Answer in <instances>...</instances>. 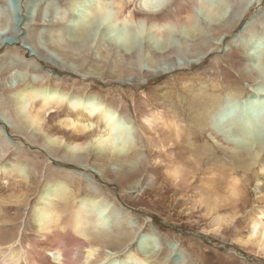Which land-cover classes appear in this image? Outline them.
Instances as JSON below:
<instances>
[{"label": "bare ground", "instance_id": "6f19581e", "mask_svg": "<svg viewBox=\"0 0 264 264\" xmlns=\"http://www.w3.org/2000/svg\"><path fill=\"white\" fill-rule=\"evenodd\" d=\"M86 1L90 0L73 1L61 12L60 23H65L57 26L55 48L69 59L71 51L96 41L95 45L103 52L98 71L105 70L109 77L135 86L147 83L149 78L194 67L213 50L209 36L220 38L239 26L251 3L248 1L240 7L236 1L239 5L234 3L228 14L203 20L192 9L202 5L200 0L96 1L88 8L90 23L98 21L111 5L120 27L143 28L151 37H165L160 46L153 38L140 37L141 34L137 35L140 40L130 39L120 46L106 39V34L93 31L94 22L78 23L67 31L73 8ZM15 4L11 0L0 1L3 26L0 46L7 44L5 38L14 40L17 34L20 22L15 19ZM185 4L188 9L184 10ZM39 21L35 17L34 26ZM168 30L178 38L165 36ZM255 33L254 28L247 31L251 38H256ZM30 37L33 41L31 32ZM241 43L240 52L245 54V59L239 60L242 61L239 69L246 86L228 87L221 96L203 91L188 106L193 112L192 125L204 130L210 138V144L202 146H195L188 136L185 139L180 124L175 122L170 126L161 113L149 111L141 114V130L137 129L135 141L118 144L117 128L120 121L128 119L127 108L104 101L96 92L78 93L72 89L78 77L91 80L98 76L78 72L72 63L44 52L34 43L30 59L13 49L19 54L18 61L13 58L5 70L13 71L10 78L18 82L23 73V80L4 87L6 97L0 95V176L12 179L13 184L6 189L10 196L16 197V205L24 202L26 207L30 198L36 197L23 218L19 215L12 218L13 202L5 208L0 199V264H195L186 253H174L176 249L166 240L158 239L149 227L131 224L118 213L120 209L111 205L107 194L76 172L86 167L91 156L101 170L116 167L114 181L120 187L125 186L135 179L131 173L134 168L147 172V163L141 155L144 141L149 145L155 143L159 156L169 157L166 164H161L172 188L191 192L182 198L187 211L206 220L212 233L221 234L234 228L233 240L239 251L264 259V191L261 189L264 135L255 141L246 137L247 131L260 133L261 129L251 116L264 110V93L260 88V84L264 85V52L260 62L253 63L248 52L249 40L244 38ZM78 59L71 60L77 63ZM215 61L220 62L219 58ZM42 63L71 74L73 79L45 72ZM218 86V82L211 83L212 89ZM231 112L237 116L242 113L241 121L248 122L242 124L233 116L223 123ZM146 134L151 139L154 135L156 140L147 138ZM251 183L258 196L247 210L246 188ZM0 191L5 192L3 188ZM95 206L109 211V222H101L91 211L90 207ZM240 218L245 224L243 230L238 227ZM28 220L30 233L24 234ZM234 254L239 260H246L241 253Z\"/></svg>", "mask_w": 264, "mask_h": 264}, {"label": "rangeland", "instance_id": "374dc122", "mask_svg": "<svg viewBox=\"0 0 264 264\" xmlns=\"http://www.w3.org/2000/svg\"><path fill=\"white\" fill-rule=\"evenodd\" d=\"M2 1L8 2V0ZM13 1L16 2L15 19L20 23L14 40H9V37L5 38L4 41H6L5 43L7 44L0 46V95L2 94L6 97V94L3 92L5 91L4 87L10 86V84L13 86L18 82L10 78V74L14 72L5 70L6 64L10 63L11 60L13 61V58H19L20 53L24 54L25 59H30L33 52L32 43H34L43 49L44 52L60 58L63 61L65 59L68 63H72L76 70L78 69V72L80 71L86 74L91 73L95 78L98 76V79L91 80L90 78L85 80L80 77H74L77 78L78 81L77 84L74 83L73 90L78 93H84L86 91L85 93L89 94H94L96 92L104 101H108V103L118 107L127 108L129 114H127L128 119L124 120V122L120 121L117 128V133H119L117 134L118 144H125V141H135L137 131L141 130L139 124L142 122L141 116L148 111L151 113H161L165 120L170 122V126L171 123L175 122L180 124L185 139L188 136L195 146H202L206 143L210 144L211 141L209 140L208 134H206L204 130H200L192 125L190 119L193 116V112L188 106L192 104V100L195 99L197 95L200 98L203 91L209 93L213 91V94L221 96L220 94L227 91L225 89L228 87L233 88L239 86L241 88L242 86H246L247 83L244 80L245 78L239 69L242 63V61L239 62V60L245 59V54L240 52V44H242L241 42L244 43V38H247L250 42L248 52L250 53V58L253 63H259L261 55L264 52V0H200L202 5L198 8L193 7L192 9L195 11V15L203 20L219 18L225 12L228 14L234 3H236V5L240 4V7L245 5L248 1L251 3H249L250 6L246 9L239 26L233 28L232 31L225 34L223 37L217 38L209 36L210 39L208 42L210 45L214 44L213 50L194 67L182 68L174 73L161 75L153 79L149 78L147 83L143 82L137 86L129 82L123 84L121 81H117L114 76L110 75V78L109 73L105 70L98 71L97 68L101 66V63L98 61L102 58L103 52L95 45L96 41L91 45H82V48L78 47V50L71 51L72 53L68 56L70 57L69 59L62 56L60 51L55 48V31L58 29V25L65 23L64 21L60 23L61 12L66 10L71 5V2L78 0H11L12 4ZM96 1L98 0L86 1L85 4L79 3L73 8L71 13L72 17L68 21V32L71 30L70 28L78 26V23H90L88 18V16L90 17V10L88 8L92 7ZM236 1L239 4H237ZM186 6L182 9H188V6L187 8ZM136 9L138 8L136 7ZM106 10V13L100 16L98 21L96 19V21H92L90 25L94 22L93 26L96 28L91 26L93 31L106 34V39L110 42L116 41L118 45L122 46L128 43L130 39L135 38L140 40L139 38L141 36H147L150 39L153 38L154 42L160 46L165 39V37H163L164 39L162 37H151L152 35L150 36V33L143 28L135 30L133 26L120 27L116 22L113 7L110 5ZM35 17L40 18L38 26H34ZM2 27V17L0 16V29ZM250 28L255 29L256 38H251L250 35L247 34ZM33 29L36 30L34 31ZM30 32L33 33V41H30ZM166 33L165 36L169 39L178 38V35L170 30ZM137 35H140V37ZM258 38H260V40ZM13 49L19 50V54ZM216 58H219L220 62L215 63ZM71 59L75 61L78 59L77 63ZM104 61L108 63L109 57ZM2 67L3 69H1ZM42 68L49 74H55L56 77L73 79L71 74L61 72L59 69L51 67L50 65L42 63ZM219 70H222L221 74ZM98 73H100V75H97ZM22 80L23 73L20 75L19 82L21 83ZM217 82L219 86L212 89L211 83L216 84ZM260 88L264 93V85L260 84ZM237 110L239 109H236V111ZM233 112L226 115L228 118H224L223 123H226L227 120L233 116H235L234 118L236 119H240V121L242 120L241 118L244 117L242 113H238L240 117L237 118L238 116ZM251 118L255 121V125L261 128L260 133L250 130L247 131L246 137L249 141H255L260 135H264V110L260 113H253ZM242 122L243 121H241V123ZM247 122L248 121H245L242 124ZM167 130H170V128H167ZM230 132L232 133V131ZM146 136L150 138L148 134H146ZM154 137L153 135L152 139L155 141L156 137ZM154 146L155 143L153 144V142H151L149 145L144 141V145L141 148V155L147 163V172H141L138 168H134L131 170V173L135 175V179H133L132 182H128L125 186L121 185L122 187H120L118 183L114 181L116 177L114 176L117 169L116 167L111 166L109 168L110 170L106 168L101 170L98 168V165H96L95 159L91 156L85 165L86 167L81 170L78 169L76 172L83 175L84 178L93 183L96 188L99 187L102 194H107L108 198H110L109 202L111 205H113L114 208L116 206L117 209H120L117 210L118 213L125 217L126 220H129L131 224L136 226H140L141 224L149 227L151 231L156 233V237H159L158 239L166 240L174 250L176 249L174 253H186V256L190 257L195 264H200V262L202 264H245L244 262H246V264H264L263 258L245 253L241 250L239 251L240 248L233 240V236H235L234 228H228L221 234L212 233L207 229L206 220L199 218L194 212L187 211V207L182 201V198H186L184 195L187 197L190 196L191 192L172 188L165 179L162 170V164H166L167 161H169V157L165 159L163 156H159L160 150H156ZM220 156L223 157L222 154H220ZM152 170L156 171L153 172ZM10 179L9 177L4 178L3 175L0 176V188H3L5 191H0V199L4 202L5 208L9 207L12 204L11 202H13L10 206V208H13L11 211L12 213L10 212L12 218L14 216L17 217V215L23 218L26 216L27 212L29 213V209L33 205L36 196L34 195L30 198L28 206L26 207L24 206V202L16 205V197L10 196V193L6 189L8 185L13 184L12 179ZM119 179H123L122 181H124V178L119 177ZM263 187L264 185L261 189L264 191ZM257 192L258 191L255 192L254 190L253 183L246 188V198L248 200L247 210L255 202L258 196ZM180 194L182 197H180ZM7 200L9 203H7ZM16 208H19V210H15ZM90 209L99 217V220L101 219V222L104 220L106 223V220L109 222L108 210L105 208L102 210L101 207L98 208L97 206L90 207ZM0 216H2L1 213ZM16 223L19 225L20 221ZM16 223H14V225ZM26 223L25 225L27 227L25 226L26 231L24 234L30 233L31 229L29 220ZM238 227L242 230L243 227H245L243 218L239 219ZM235 251L246 257V260H239L234 254Z\"/></svg>", "mask_w": 264, "mask_h": 264}]
</instances>
